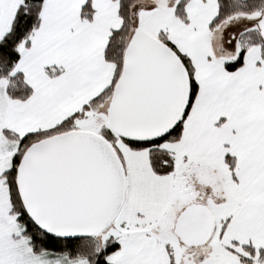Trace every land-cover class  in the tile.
<instances>
[{
	"label": "snow or ice",
	"instance_id": "1",
	"mask_svg": "<svg viewBox=\"0 0 264 264\" xmlns=\"http://www.w3.org/2000/svg\"><path fill=\"white\" fill-rule=\"evenodd\" d=\"M0 264H264V0H0Z\"/></svg>",
	"mask_w": 264,
	"mask_h": 264
}]
</instances>
